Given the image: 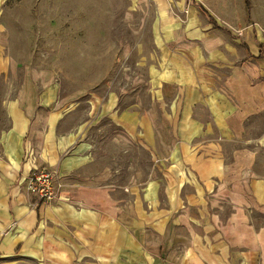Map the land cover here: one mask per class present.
I'll return each instance as SVG.
<instances>
[{
	"label": "crops",
	"instance_id": "0c3cea01",
	"mask_svg": "<svg viewBox=\"0 0 264 264\" xmlns=\"http://www.w3.org/2000/svg\"><path fill=\"white\" fill-rule=\"evenodd\" d=\"M136 1L151 51L127 90L61 95L0 27V264H264V0ZM106 126L148 152L143 181L114 180ZM41 164L58 199L25 190Z\"/></svg>",
	"mask_w": 264,
	"mask_h": 264
},
{
	"label": "rangeland",
	"instance_id": "374dc122",
	"mask_svg": "<svg viewBox=\"0 0 264 264\" xmlns=\"http://www.w3.org/2000/svg\"><path fill=\"white\" fill-rule=\"evenodd\" d=\"M137 5L136 0H5L0 27L9 32L6 49L13 62L52 72L61 95L104 94L131 89L145 78L151 13L150 6ZM102 132L98 152L112 166L114 180L124 185L131 172L140 171L143 181L148 152L125 140L112 146L103 141L110 139L109 127Z\"/></svg>",
	"mask_w": 264,
	"mask_h": 264
},
{
	"label": "built area",
	"instance_id": "2783aa9c",
	"mask_svg": "<svg viewBox=\"0 0 264 264\" xmlns=\"http://www.w3.org/2000/svg\"><path fill=\"white\" fill-rule=\"evenodd\" d=\"M30 155L31 151H30ZM25 190L40 201L58 199L60 178L46 165H34L25 176Z\"/></svg>",
	"mask_w": 264,
	"mask_h": 264
}]
</instances>
